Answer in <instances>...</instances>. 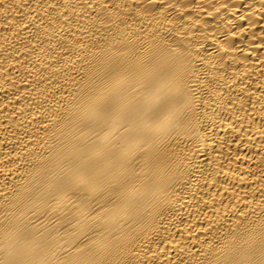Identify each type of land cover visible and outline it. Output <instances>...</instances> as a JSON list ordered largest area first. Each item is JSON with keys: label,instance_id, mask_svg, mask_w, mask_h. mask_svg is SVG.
<instances>
[{"label": "bare ground", "instance_id": "6f19581e", "mask_svg": "<svg viewBox=\"0 0 264 264\" xmlns=\"http://www.w3.org/2000/svg\"><path fill=\"white\" fill-rule=\"evenodd\" d=\"M0 264H264V0H0Z\"/></svg>", "mask_w": 264, "mask_h": 264}]
</instances>
